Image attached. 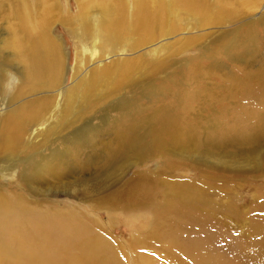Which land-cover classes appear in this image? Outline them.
I'll return each instance as SVG.
<instances>
[{
  "label": "bare ground",
  "instance_id": "obj_1",
  "mask_svg": "<svg viewBox=\"0 0 264 264\" xmlns=\"http://www.w3.org/2000/svg\"><path fill=\"white\" fill-rule=\"evenodd\" d=\"M81 1L98 16L94 31L90 15L85 17L80 36L99 39L113 53L116 48L132 50L151 42L154 31L161 38L175 33L177 15L192 20L193 30L247 22L223 32L210 46L217 50L207 55L202 51L189 59L193 66L184 70V65L172 69L175 60L154 65L149 61L144 66L141 57L94 68L83 77L74 72V84L61 96L57 113L46 117L54 108L62 62L60 50L42 34L50 25L47 13L57 9V3L45 9L43 0H33L32 5L27 0H9L7 16L15 25L8 41L0 42V80H6L5 70L23 66L28 82L25 97L19 90L10 95L7 88H0V99L9 107L0 116V264L6 260L18 264H238V259L226 256V247L211 246L193 236L197 230H209L212 221L223 215L241 226L256 215L247 227L257 234L253 238L240 234L236 249L240 253L245 248L253 250V263L264 264V0H131L129 5L125 0ZM37 7L41 14L34 15ZM257 10L260 13L253 17ZM78 14L60 23L71 30ZM230 66L244 70L240 80L231 89L214 92L211 85L220 82L210 77L233 72ZM54 71L58 80L52 77ZM192 85L198 88L191 96L182 93ZM99 91L104 94L98 96ZM123 92L127 96L113 107L110 102ZM147 103L152 106L146 107ZM121 107L126 125L121 122L107 130L106 124L113 123L110 118ZM233 116L242 121L236 125L239 129L229 130L226 118ZM93 118H100L101 125H92L94 135L89 138L87 133L86 143L82 131L91 125L75 131L77 140L60 136L77 122ZM35 126H45L41 142H30V135L19 147ZM71 141L94 153L75 163ZM44 149L48 154L41 155L38 151ZM6 165L14 171L17 185L12 182L5 189ZM244 184L256 191L248 202L255 203L249 211L225 201ZM37 185L44 187L39 191ZM57 192L92 204L78 207L40 199ZM213 197L219 201L215 203ZM95 211L104 212L106 221L115 214L128 218L146 214L148 219L124 244L108 234ZM183 230L189 237L182 238ZM32 248L34 253H27Z\"/></svg>",
  "mask_w": 264,
  "mask_h": 264
},
{
  "label": "rangeland",
  "instance_id": "obj_2",
  "mask_svg": "<svg viewBox=\"0 0 264 264\" xmlns=\"http://www.w3.org/2000/svg\"><path fill=\"white\" fill-rule=\"evenodd\" d=\"M14 1L15 0H10V2H14ZM27 1L30 3V5H32L33 0H27ZM43 1H44V4H42V5L44 6L45 9H48L51 5H53L54 2L57 3L56 6H57V9L59 11L57 9H50V12L47 13L48 19L50 20V25L45 32L46 35L45 34H42V35L45 36V38L49 37L50 40H52L54 42L55 46L60 50L61 62H62L61 80L58 83L57 92H56V94H54V97L52 98L53 99L52 107H54V108H51V110H50L51 112L46 117L57 113L56 107L61 101V96L65 93L67 88L71 87L74 84L73 83L74 81L72 79V74L74 72L80 73L81 77H83V75L86 72H89L94 68L99 69V68L107 67L108 65L113 64L115 61H117L119 65L122 61H129L130 60V62H133V61H136L137 58L139 59L141 57L144 59V66L146 65L147 62L149 63V61H151V64L154 65V64H156L155 62L162 64V62L165 60H169V61L175 60V62H177V63H175V65H174V67H172V69H175L178 66L184 65L185 66V67H183V70H184V69H187L188 67L190 68V66L191 67L193 66V64L191 63L192 61H190V60L196 59V57L199 54H201L202 51L205 52V54L207 55V54H210L211 52H213L214 50H217V49H213V47H211V49H210V46L213 45V43L217 40V38H219V36L223 32L239 28V25L241 27L243 25L242 23L247 22V20H242L238 23H236V22L233 24L229 23L228 25H225V26H223V25L222 26H207V27H202V28H198V29L193 30V29H191L192 24H193L192 20L187 19L186 17H184L182 15H177L176 22L174 25V29H177V31L175 33L168 35V36H164L161 38V36L159 37L158 33L156 31H154V34L151 36V38L153 37L151 42H149L147 44H143L141 47H138V48L132 49V50H126L123 47L122 48H116L115 52L113 53L114 50L111 49L110 47H106L99 39H96V38H94L93 40L83 39L80 36L81 25H82V22L86 19L85 17L88 18V15H90V17H91V30L94 31L95 25L97 22V16H98L91 9L88 10L86 8V6L84 5V3H82L81 0H43ZM125 1L127 2L128 5H129V2H131V0H125ZM8 2H9V0H0V3H1V5H0V42H2L3 40L9 39V33H12L11 28H13L15 25V21H13L12 16L11 17L7 16L10 12V5H8ZM78 2H79V4H78ZM30 11H31V9H30ZM258 11L259 10L255 11L253 17L258 16V14L260 13V11H259V13H258ZM33 14L34 15L41 14V8L40 7L35 8V10L33 11ZM77 14H78V19H76V22H75L76 24L73 27V29L69 30L67 28V26L61 24L62 22L60 23V21L66 20L69 16L75 17V16H77ZM213 29H215V30H213ZM12 30H14V29H12ZM19 35L21 36V34H18V36ZM20 36H19V38H20ZM140 40L144 41L146 39L141 38ZM132 41H136V39H134ZM188 41H190L191 43H189ZM206 42H207V44H206ZM130 43H132V42L130 41ZM206 48H208V49H206ZM138 49H140V50H138ZM184 50H186V51H184ZM207 50H208V52H206ZM172 52H173V54H172ZM176 54H177V56H175ZM174 57L176 59H174ZM181 61H182V63H181ZM111 67H113V66H111ZM230 67L233 68L232 66H230ZM4 69H2V72ZM172 69H169V71H172ZM240 69H242V68H240ZM23 70H24L23 66L19 67L18 70L17 69L5 70L6 80H0V88H7L6 90L10 95L15 94L16 91L19 90L22 93V95L25 97L26 96L25 86L27 85V82H28V76L23 72ZM242 71L244 72L243 69H242ZM242 71L241 70L238 71V70L233 68L234 73L231 72L230 70H226L225 72H223L224 75L223 74H217V77H215L216 75H212L210 78H214V80H216V81H218V79H219L220 83H218V85H211V87L210 86L209 87L210 88L215 87L213 89L214 92L222 91V89H225L226 87L228 89H231V87L235 86L234 85L235 81L240 80L239 74L242 73ZM82 73H83V75H82ZM26 77H27V79H26ZM52 77L55 80H58V78L56 76V71L53 72ZM231 79H232V81H230ZM224 80L226 82H224ZM195 88H198L197 85H192L189 88H185L182 91V93L189 97V96H191V93H192L193 89L195 90ZM103 94H104V91H99L98 96H102ZM122 96H127V92H123L121 95L115 97L114 100L110 102L111 105L113 107H115V105H117L118 101L121 99ZM44 98L45 97H43V99ZM230 105L228 106L229 108L233 107L232 102L230 103ZM145 106L150 107V106H152V104L147 103ZM104 107H102V108H104ZM121 109H122V107L118 108L113 113V116L110 118L113 123H111V124L107 123L106 124L107 130L114 128L116 126V124L119 125L121 122L124 124V126L126 125L125 119H121V116H120L121 114L124 113V112H122ZM5 110H9V107L6 109L5 102L2 99H0V116L4 113ZM217 110L220 111L221 106L220 107L217 106ZM259 110H261L260 107L255 108L256 112H259ZM97 112H99V110ZM235 118H237V117L233 116L231 118H228V117L226 118V120L229 119V122H228L230 124L229 130L239 129V126L236 127V125L238 123H241L240 121H242V120L237 119V121H236ZM47 119L48 118H45V120H47ZM86 124L91 125V126H87V128H84L82 131L83 132V140L86 143L87 142L86 134L87 133L89 134V138L91 135H94V132L92 131L93 126L96 125V127H98L101 125L100 118H93V119H89L86 121L82 120L81 122H77L75 125H73L72 128H70V130L63 131L64 133L62 132V134L61 135L59 134V135L61 137H65V140H67V139L68 140H74V137L78 134L75 131L79 128H82ZM251 124H252V122L246 123V124L242 125V128L246 125H251ZM45 125H46V123H45ZM44 128H45V126L44 127L43 126H35L34 128H30L25 135V138H24V141L22 142V145L21 146L19 145V147L22 148L26 144V141H28V137L30 135H31V139L29 140L30 142H33L34 144L40 143L41 142L40 136L42 135ZM208 130H210V128ZM202 136H203V134H199V137L202 138ZM56 137L57 136L52 138V140L56 139ZM78 137L79 136H76L75 139L77 140ZM97 137L93 136L92 139L97 138V141H99L100 137L99 136H97ZM103 141L107 142V140H103ZM71 143H73V146L70 147V155H72V154L75 155L74 161L77 164L80 163V161L83 160V158L90 155V153H94L92 148H89L87 146L83 147V146H81V144L74 145L73 141H71ZM83 145H85V144H83ZM66 148L67 147H65V149ZM38 152H42L41 155H45V153L48 154V150H46V149L39 150ZM49 157H50V155H49ZM43 161H44V159H43ZM97 162H98L97 164H99V160ZM147 165L150 168H153L154 167L153 165H155V164H147ZM151 165H152V167H151ZM5 168H6V170L2 174V179H3L4 184H5L4 188L6 189V187L9 183H12V182L15 183L17 181V177H16L14 171H12L7 165ZM86 174H88V171L83 173V175H81V176H84ZM227 176H231V174H227ZM239 176H241V175H237L236 177H239ZM222 177H224V176H222ZM20 186L22 187L23 185L20 184ZM34 187H36V186H34ZM37 187H38L37 189L40 191L39 188L43 189L44 186L42 187V186L37 185ZM251 188H252V186H248V185L244 184L243 187L240 186L239 188L235 189L236 190L235 194L231 197H228L225 201H227V202L231 201V202L235 203V205L233 206V208H235V209L241 205L242 206L241 209H243V210L247 209V211H249L250 209L254 208L253 205L255 204V203H253V204L248 203L251 200V198H250L251 194L254 193V191H255V189L253 190ZM40 199L45 200V201L70 202V203H74V204L79 205L78 207H84V206L88 207V205L92 204L87 199L74 198L72 195L64 194V193H60V192H57L54 194L49 193V194L41 195ZM212 200L215 203H217V201H219V198L213 197ZM94 214L105 225L107 230H109L108 234L115 240L120 239L124 244H126L127 242L128 243L130 242V240L132 239V234L137 233L138 232L137 228L140 227L141 223H143L145 220L148 219V215H146V214L144 215L145 218L141 217V216H139V218H134V217L128 218V216L124 217L121 214H115L110 220L106 221V215L104 214V212H96L95 211ZM255 216L256 215L249 216V218L246 220V222L250 224L249 221L256 220ZM242 220H243V218H242ZM223 221L226 222L225 223L226 225L222 224ZM212 222L213 223L211 224L209 230H207V228H205L206 229L205 231L197 230L195 233H193L194 238L197 240L207 241L208 243L210 242L209 245H211V246L226 247V250L224 252L226 254V256L228 258H230L231 261H235V260H233V258L238 259V262H237L238 264H240V263H242V264H254V263L258 264L255 261L253 263V260L254 259L256 260V258H255L256 252H254L253 250L245 248V250L242 253H240V251L236 249V247H238L240 234H247L248 238H250V237L253 238V235L257 234L255 230L248 229L247 226H250L249 224L241 226L238 224L239 223L238 220L230 219V218H228V216H225V215L219 216V218L215 219ZM233 222L234 223L236 222L237 225L234 224ZM140 231H142V230H140ZM183 233L184 234H183L182 238L185 239L188 236V233L186 230H183ZM185 233H187V235ZM208 233H210V234H208ZM233 249H235V251L238 254ZM10 253H12V251H10ZM27 253H29V254L34 253L33 248L30 249V252L27 251ZM16 262L17 261H14V260H11V261L6 260L5 264H8V263L9 264L10 263L11 264H18L19 263V262L18 263H16Z\"/></svg>",
  "mask_w": 264,
  "mask_h": 264
}]
</instances>
